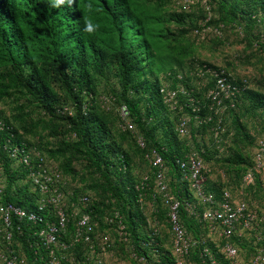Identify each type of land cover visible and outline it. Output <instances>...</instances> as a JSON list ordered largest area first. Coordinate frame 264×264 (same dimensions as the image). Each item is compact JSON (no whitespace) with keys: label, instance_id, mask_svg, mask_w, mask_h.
Listing matches in <instances>:
<instances>
[{"label":"trees","instance_id":"trees-1","mask_svg":"<svg viewBox=\"0 0 264 264\" xmlns=\"http://www.w3.org/2000/svg\"><path fill=\"white\" fill-rule=\"evenodd\" d=\"M172 2L0 0V104L8 107L7 111L0 108V166L3 168L0 184L5 186L0 203H13L29 211L38 208L41 194L33 190L29 169L15 164L18 158L8 154L11 148L24 145L39 153L34 166L39 158L53 160L64 179L68 177L78 183L70 193L65 181L61 187L70 213L76 208L71 204L77 203L80 197L96 198L87 209L83 207L77 216L70 218L68 233L62 240H68L73 234L82 212L92 215L98 223L97 232L102 233L112 228L105 217L118 212L135 250L150 255L151 250L140 244L149 238L147 202L157 208L161 214L159 220L170 232L162 196L156 192L155 176L145 160L146 151L137 143V135L143 134L146 138L147 151L154 148L160 151L168 167L171 193L186 201H193L194 197L190 183L176 164L177 158L184 159L193 150L210 165V150L202 148L200 138L209 130L216 140L215 129L225 125L229 114L237 131L236 138H247L236 108L229 107L220 117L209 110L207 93L215 86V78L207 74L206 78L212 79L213 84L202 86L195 73L200 68L204 71L210 68L224 71L228 82L234 84L245 80L248 85V80L237 79L202 60L192 58L186 62L187 47L180 49V40L191 31L213 24H222L225 28L244 24L242 29L247 35H252L260 26L261 38H264V0H212L217 17L201 18L207 20L204 26L198 22L196 12H164L163 6ZM88 24L93 25V31L86 30ZM173 24L184 28L176 31ZM259 42L257 46L264 51V43ZM166 84L174 89L184 86L199 101L201 115L212 116L216 121L193 124L192 135L181 137L177 131L179 118L184 112H193L187 107L185 111H174L165 104L160 90ZM105 96L110 97L109 101L113 99L111 105ZM180 101L186 104L187 97L181 95ZM123 107L128 111L125 119L135 125V132L122 128ZM237 108L257 115L264 110V93L246 88L239 96ZM137 160L139 166L140 162L145 164V172H138ZM254 166L255 161L249 169ZM258 173L249 188L256 187ZM145 175L150 178V187L140 192L137 184ZM210 184L208 190L220 198L226 187ZM43 216L45 221L36 224L14 220L15 253L23 255L26 264H44L48 259V250L41 243L39 233L47 229V223L53 218L46 212ZM181 221L190 232L198 234V220L189 216L184 207ZM164 238L160 240L162 244L168 240L165 235ZM232 242L245 254L246 260L255 252L253 232H247L242 238L235 236ZM91 244L96 247L95 237L91 243H78L73 262L63 261V264H94L88 260L93 252ZM119 245L127 250L125 245ZM95 250L99 251L98 246ZM161 250L170 253L163 247Z\"/></svg>","mask_w":264,"mask_h":264},{"label":"built area","instance_id":"built-area-1","mask_svg":"<svg viewBox=\"0 0 264 264\" xmlns=\"http://www.w3.org/2000/svg\"><path fill=\"white\" fill-rule=\"evenodd\" d=\"M193 4V3H192ZM198 76L199 84L206 86L204 77L207 74L215 78V86H211L207 99L210 101L209 110L216 116H222L229 107H234V100L248 87L244 80L242 84L228 82V77L224 71L200 70L195 73ZM161 94L165 104L173 110H184L185 107L191 109L193 117L184 115L179 119L177 131L181 137L189 135L190 127L195 121L196 124L206 123L208 117L201 115L202 108L198 106L199 101L193 97L184 86L174 89L165 86L161 89ZM187 97V103L181 104L180 96ZM214 118L210 116L207 121ZM219 123L222 120L219 119ZM221 124L215 129L218 137ZM122 128L133 130V125L125 123ZM138 145L146 151L145 160L153 171L157 183V193L162 196V204L167 210V218L170 226V247L161 243L162 234L158 219L151 222L149 238L140 244L144 248L150 249V255L140 254L132 245L129 232L122 222L118 212L105 217L106 223L114 228L120 241L128 248L131 258L138 264H264V212L254 208L246 200H236L228 188L222 190L220 198L212 191L208 190L211 167L197 151H191L184 159L176 160L190 183L191 190L197 197L196 202L177 198L170 190V179L168 177V167L165 160L157 148L147 151V143L144 137L138 138ZM32 155L39 153H27L23 148H17L11 156L18 158V164L29 169L30 177L35 190H39L42 195L37 211H28L13 203H0V264H26V258L15 253L14 249V220H27L28 222H44L43 212L49 214L53 221L47 223V229L39 233L41 243L48 250V259L44 264H61L67 254L72 251L75 243L81 241L91 243L95 237L102 249L111 247L110 238L97 232L98 223L94 222L89 213L82 214L75 225V232L70 241L62 240V234L67 231V225L73 214L68 211L69 206L61 192L63 175L58 167L47 165L42 158L38 159V164L34 166ZM264 168V140L259 143V149L255 155V166L247 171L243 178L244 186L249 187L254 184L255 173ZM3 171L0 166V173ZM1 176V175H0ZM150 187L149 176L143 177L142 182L137 186L138 191L143 192ZM5 186L0 184V201L3 200ZM90 197L83 196L79 203L88 205ZM144 197L140 194V202ZM76 203L72 206L76 207ZM200 206H205L200 209ZM188 212V215L195 217L199 222L198 234L190 232L181 221V208ZM46 216V215H45ZM152 223V225H151ZM247 232H253L256 238L255 252L249 260L243 258L240 250L233 244V237L242 238ZM212 245L214 247H212ZM161 247L170 250V253L163 252ZM91 249L95 246L91 244ZM61 252V255H58ZM195 256L197 260H195Z\"/></svg>","mask_w":264,"mask_h":264},{"label":"rangeland","instance_id":"rangeland-1","mask_svg":"<svg viewBox=\"0 0 264 264\" xmlns=\"http://www.w3.org/2000/svg\"><path fill=\"white\" fill-rule=\"evenodd\" d=\"M211 1L212 0H173L172 3L166 4L163 7L166 13H180L182 12V4L185 3L187 9H189L187 11L196 12L199 17L198 22L204 26L207 20L217 17L216 8L212 6ZM190 4H192V7L189 8ZM204 17H207V20L201 19ZM199 23L198 25H200ZM232 26L233 27L230 26L225 28L222 24L221 26L213 24L188 33L180 40V49L187 47L185 61L188 62L192 58L199 61L202 60L216 68L226 70L237 79H247L248 89L264 93V51L257 46L258 41H261L259 43H264V38H261V28L258 26L253 31L252 35H250L251 33L247 35L242 29L244 24L241 26ZM172 28L177 31L184 27L173 24ZM204 79L206 84H213L212 79L205 77ZM239 96L237 100H234V107L232 108H236L235 111L242 120L247 138H242V136H240V139L236 138L237 131L232 123V115L229 114L227 122L220 128L216 140L213 138L211 132L207 130L205 135L203 134L201 136L202 139L200 138V142H202V148H204V150H210V160H208V162L212 172L209 178L215 181L214 185L225 186L228 189L231 188L230 190L236 200H246L254 208L264 212V168L258 173L259 177L255 188H253L254 186L252 188L246 187L243 183L246 170L250 168V163L255 161L259 143L264 140V110L260 111L257 115L244 112L243 108H237ZM109 98L110 97L105 100ZM110 101L108 100V105H111ZM241 104L242 102H240V106ZM0 108L6 111L8 110L5 104H0ZM226 112L228 111H225V113ZM207 117L209 118L210 116ZM213 120L216 121L215 119ZM195 129L198 130L199 128ZM191 135L192 134L188 137ZM136 165L139 167L138 172H145V169L147 170L145 164L140 162L139 166L138 160ZM64 181L68 184L66 187L69 193L72 192L73 188L78 187V183L73 182L71 178L66 177ZM154 211V205L151 202H147L145 212L151 220L153 219ZM157 227L160 229L162 237L164 238L165 235L168 239L167 233H170L169 228L162 223ZM99 234L107 235L111 239V247L104 255H101V259L104 260L105 264H137L131 258L130 254L119 245L120 242H118L115 229L109 228L105 233L99 232ZM164 243L167 248L170 247L169 239L165 240ZM99 252L100 251H98V253ZM98 253L96 252L92 254V256L95 258ZM244 255L243 258H245Z\"/></svg>","mask_w":264,"mask_h":264},{"label":"crops","instance_id":"crops-1","mask_svg":"<svg viewBox=\"0 0 264 264\" xmlns=\"http://www.w3.org/2000/svg\"><path fill=\"white\" fill-rule=\"evenodd\" d=\"M145 176H147V175H145ZM144 176V177H145ZM183 176L184 177H186L185 176V174L183 173ZM156 181V180H155ZM188 181V180H187ZM209 182H211V184H213V183H215V181H212L210 178H209ZM140 184V182L137 184V186ZM210 184V185H211ZM189 189H190V191L193 193V201L192 202H196L198 199H197V197H196V195H195V193L191 190V188H190V186H189ZM158 191V188H157V183H156V192ZM159 195V194H158ZM142 196L144 197V194L142 193ZM90 203L88 204V205H83V204H80V203H78L77 205H76V208H75V211H77L78 213L80 212V210L84 207L85 209H87L88 207H89V205L93 202V200H95V198H90ZM162 204V203H161ZM162 208L166 211V218H167V210H166V208L163 206V204H162ZM70 211V210H69ZM84 213H89V212H82L80 215H79V217L82 215V214H84ZM71 214H73V213H71ZM90 214V213H89ZM78 215V214H77ZM76 215V216H77ZM91 215V214H90ZM75 217V216H74ZM73 217V218H74ZM78 217V218H79ZM159 217H161V214H160V212L159 211H157V208L155 207V211L153 212V219L151 220V219H148V226H149V229H150V225H149V220H151V222L153 221V220H155V219H158V222H159V224L161 223V221L159 220ZM91 218H92V215H91ZM78 220V219H77ZM92 220L94 221V219L92 218ZM94 222H96V221H94ZM167 224H169L168 223V218H167ZM76 225V224H75ZM151 225H152V223H151ZM159 226V225H158ZM76 228V227H75ZM98 228V227H97ZM112 229H114V228H112ZM75 232V231H74ZM74 232H73V234H74ZM67 233H68V231H66V235H67ZM99 233V232H98ZM73 234H71V236L73 235ZM63 235L64 234H62V238H63ZM169 235H170V233H169ZM71 236H70V238H71ZM109 237V236H108ZM70 238L68 239V240H64V241H70ZM110 238V237H109ZM117 239H118V241L121 243V244H123L121 241H120V239H119V236H118V234H117ZM110 241H111V239H110ZM124 245V244H123ZM76 246H77V243H75V245H74V248L72 249V251H70L68 254H67V256H66V258L65 259H63L62 260V262H61V264H63V261H65V262H73V260H74V256H73V253H74V250L76 249ZM98 246V250L101 252H99L98 253V251H96L95 250V252H94V249H91V251H93L94 253H98V255L94 258L93 256H92V254H93V252H92V254L90 255V257H88V260L89 261H92L94 264H105L104 263V260L103 259H101V255H104L108 250H109V248H106V250L104 251L103 249H102V247H101V244H99V241H97V245H96V247ZM95 247V248H96ZM128 249V248H127ZM127 251V250H126ZM128 252V251H127ZM59 253H60V255H61V252H58V255H59ZM138 264V263H137Z\"/></svg>","mask_w":264,"mask_h":264},{"label":"clouds","instance_id":"clouds-1","mask_svg":"<svg viewBox=\"0 0 264 264\" xmlns=\"http://www.w3.org/2000/svg\"><path fill=\"white\" fill-rule=\"evenodd\" d=\"M190 7H192V4H190L189 5V8ZM182 10H189V9H187V5L184 3V4H182ZM87 31H89V32H91V31H93L94 30V28H93V25L92 24H88V26H87V29H86ZM180 77V76H179ZM165 86H168L167 84L166 85H164L163 87H165ZM162 87V88H163ZM170 87V86H169ZM161 88V89H162ZM160 93H161V90H160ZM171 109V108H170ZM171 110H173V109H171ZM178 110H180V109H178ZM175 111V110H174ZM180 111H185V109L184 110H180ZM126 115H128V114H124L123 115V117H124V119H125V116ZM184 115H188V116H192L193 117V113L192 114H188L187 112H184V113H182V116H184ZM181 116V117H182ZM203 116V115H202ZM180 117V118H181ZM203 117H205V116H203ZM179 118V119H180ZM211 121H213V120H211ZM211 121H209V122H211ZM208 121H207V119H206V123H207ZM125 123H129V124H131V125H133V127H134V129L133 130H131V129H129L130 131H133V132H135V129H136V127H135V125L133 124V123H131L128 119L126 120L125 119V122L123 123V125L125 124ZM178 123H179V121H178ZM193 124H196L195 123V121H193V123H192V125ZM122 125V126H123ZM192 125H191V127H192ZM196 125H199V124H196ZM178 126V125H177ZM125 130H127V129H125ZM144 137L143 136V134H139V135H137V143H138V138L139 137ZM145 138V137H144ZM145 140H146V138H145ZM147 143V142H146ZM140 147V146H139ZM17 148H23V150H25L27 153H31V154H35L36 152L38 153V151H37V149H35V148H27L26 146H21V147H19V146H16V147H14V148H11L10 149V152H8V154H9V156H11V153L15 150V149H17ZM12 157V156H11ZM35 159V155H32V160H34ZM43 161H44V163L45 164H47V165H52V166H56V167H58L59 168V166L56 164V163H54L53 161H46L45 159H42ZM15 164H17V165H19L18 164V162H15ZM16 167V166H15ZM60 170V169H59ZM61 171V170H60ZM62 173V172H61ZM63 175V174H62ZM64 176H63V183L61 184V187H62V185H64ZM33 189H34V187H33ZM35 190V189H34ZM61 190V189H60ZM37 191V190H36ZM62 192V191H61ZM4 194H5V190H4ZM41 194V193H40ZM81 198V197H80ZM79 198V199H80ZM42 199V195H41V198H40V200ZM79 199H78V201H77V203L76 204H78L79 203ZM96 199V198H95ZM67 201V200H66ZM39 203H40V201H39ZM67 205L68 206H70L69 204H68V201H67ZM72 205V204H71ZM38 207H39V204H38ZM38 209V208H37ZM37 209L36 210H30V211H37ZM29 211V210H28ZM44 213V212H43ZM44 217V216H43Z\"/></svg>","mask_w":264,"mask_h":264},{"label":"water","instance_id":"water-1","mask_svg":"<svg viewBox=\"0 0 264 264\" xmlns=\"http://www.w3.org/2000/svg\"><path fill=\"white\" fill-rule=\"evenodd\" d=\"M123 109L125 110V114H128V111L126 110V107H123Z\"/></svg>","mask_w":264,"mask_h":264}]
</instances>
